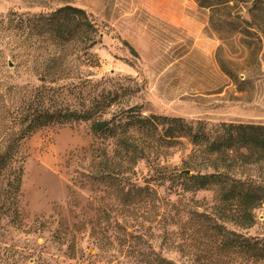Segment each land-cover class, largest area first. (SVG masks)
I'll return each mask as SVG.
<instances>
[{
  "label": "rangeland",
  "instance_id": "374dc122",
  "mask_svg": "<svg viewBox=\"0 0 264 264\" xmlns=\"http://www.w3.org/2000/svg\"><path fill=\"white\" fill-rule=\"evenodd\" d=\"M206 4L0 0V152L16 137V121L29 104L50 112L88 111L117 131L150 116L200 124L212 136L222 123L264 128V63L261 52L250 57L240 46L243 25L236 20L264 22V0H234L227 15L215 12L223 6L209 7L215 0ZM64 6L85 13L94 28L90 41L81 30L65 45L52 39L48 18ZM46 67L64 77L49 83ZM132 134L136 143L149 142ZM153 142L154 153L134 165L112 139L92 135L89 122L41 128L20 140L12 165L20 170L17 191L0 169V264H145L160 258L193 264V256L179 250L201 248L204 239L186 213L210 212L215 193L182 194L177 184L160 179L154 165L182 169L194 148L185 138L159 134ZM103 152L120 166L105 177ZM243 174L264 184V165ZM146 186L156 195L138 191ZM255 219L247 230L224 225L263 238L264 207Z\"/></svg>",
  "mask_w": 264,
  "mask_h": 264
},
{
  "label": "trees",
  "instance_id": "16d2710c",
  "mask_svg": "<svg viewBox=\"0 0 264 264\" xmlns=\"http://www.w3.org/2000/svg\"><path fill=\"white\" fill-rule=\"evenodd\" d=\"M232 1L234 0H215V4L209 7L223 6L224 9L215 12L227 15V10L235 9L234 6H229ZM197 3L199 7L207 5L206 0H197ZM262 10L264 7L259 8V12ZM236 20L243 25L242 28L239 27L238 32L240 46L250 57L255 58L261 52L264 63V22L256 18L252 22H246L240 20L238 15ZM48 23L52 26V39L57 45L69 43L78 30L85 35L86 41H90L94 32L85 13L69 6L55 10L48 18ZM92 45L89 44L87 48H91ZM42 71L49 83L64 77L62 71L53 68L46 67ZM226 73L232 77L230 72ZM27 106V110L16 121L19 127L16 137L9 140L0 152V169H3V175L8 174L12 177L9 184L14 191L18 190L20 182V170L12 166L18 142L41 128L89 122L92 135L112 139L120 152L132 156L130 159L134 165L138 160H148L149 153H154L157 146H153V139L158 134L163 140L185 138L194 149L183 162L184 167L171 171L156 164L153 171L160 179L169 181L171 185L177 184L182 194L213 190L217 205L210 208V212L186 213L189 220H196L199 223L204 241L200 243L201 248L195 245L185 246L179 251L193 256L191 260L193 264H264V237H246L228 230L224 225L228 224L242 230L251 229L256 225L255 211L264 207V184L243 177L244 171L249 168L264 165L263 127L222 123L212 136L205 132L200 124L193 127L179 118L150 116L137 118L124 124L122 129L117 131L119 126L111 127L108 121L100 120L101 116L93 118L88 111L82 114L62 110L50 112L44 108H34L31 104ZM158 127H165V130L158 131ZM130 129L135 134L147 138L149 142L136 143L133 132L129 133ZM103 155L106 167L101 174L105 177L108 176V172H113L115 167L120 166L110 162L112 159H108L105 152ZM141 190H146L151 196L156 195L154 190L147 186L138 191ZM214 211L218 214H213ZM189 247L193 252L189 251ZM145 264L172 263L160 258Z\"/></svg>",
  "mask_w": 264,
  "mask_h": 264
},
{
  "label": "water",
  "instance_id": "95a60500",
  "mask_svg": "<svg viewBox=\"0 0 264 264\" xmlns=\"http://www.w3.org/2000/svg\"><path fill=\"white\" fill-rule=\"evenodd\" d=\"M185 174L187 173V171L184 172Z\"/></svg>",
  "mask_w": 264,
  "mask_h": 264
}]
</instances>
